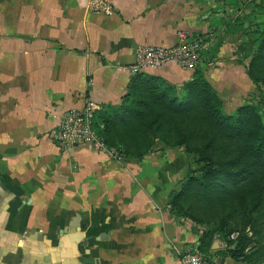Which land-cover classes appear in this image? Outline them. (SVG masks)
Returning a JSON list of instances; mask_svg holds the SVG:
<instances>
[{"label": "crops", "instance_id": "obj_1", "mask_svg": "<svg viewBox=\"0 0 264 264\" xmlns=\"http://www.w3.org/2000/svg\"><path fill=\"white\" fill-rule=\"evenodd\" d=\"M107 1L109 14L85 0H0V264H180L178 250L201 241L215 264H243L170 208L187 172L182 148L156 142L117 159L83 142L63 154L54 133L67 107L120 101L138 43L201 37L193 68L141 72L180 91L200 69L226 113L253 101L246 64L264 0Z\"/></svg>", "mask_w": 264, "mask_h": 264}, {"label": "trees", "instance_id": "obj_2", "mask_svg": "<svg viewBox=\"0 0 264 264\" xmlns=\"http://www.w3.org/2000/svg\"><path fill=\"white\" fill-rule=\"evenodd\" d=\"M246 74L264 96V28L250 52ZM92 123L123 159L141 158L156 142L192 154L197 168L188 163L169 194L170 208L202 225L208 239L218 234L225 242L223 254L243 264H264L255 250L264 245V124L257 103L243 102L223 112L216 89L200 69H194L180 91L159 75L139 71L117 104L94 110ZM237 179L238 187L231 183ZM223 194L236 197L243 207L237 223L222 216L210 222L191 205V197L211 204ZM207 244L201 241L197 247L204 253Z\"/></svg>", "mask_w": 264, "mask_h": 264}, {"label": "built area", "instance_id": "obj_3", "mask_svg": "<svg viewBox=\"0 0 264 264\" xmlns=\"http://www.w3.org/2000/svg\"><path fill=\"white\" fill-rule=\"evenodd\" d=\"M88 10L109 14L113 11L107 0H85ZM203 48L201 37L180 39L172 45L153 43H138L134 46V57L126 66L130 74H134L148 67H157L165 63L193 68ZM96 105L87 100L80 107H67L59 113L54 133V141L63 154H67L78 143H90L96 150L111 157L120 159V153L108 146L93 127L92 118ZM102 124L99 123L100 127ZM180 264H215L202 253L196 244H187L178 250Z\"/></svg>", "mask_w": 264, "mask_h": 264}, {"label": "rangeland", "instance_id": "obj_4", "mask_svg": "<svg viewBox=\"0 0 264 264\" xmlns=\"http://www.w3.org/2000/svg\"><path fill=\"white\" fill-rule=\"evenodd\" d=\"M252 103H257L259 113L261 115L262 123L264 124V96L256 95L253 101H250ZM185 157L188 160V163L190 164V167L193 169L197 168L196 163L193 161L192 154L185 153ZM243 182V181H242ZM232 185H237V187L241 183V179H237L231 182ZM191 205L196 209L198 208V212L202 215L205 213V217L208 218L210 222L213 221V219L222 216L229 218V222L231 224L237 223V220L241 218L242 209L243 207L239 204L236 197H231L230 199L227 198L226 194H223L222 199L220 201H214L211 204H207L202 199L199 201L194 200V198L191 197L190 199ZM246 209V208H244ZM245 212V211H243ZM255 211H252L254 213ZM243 220V219H241ZM240 220V221H241ZM239 223V222H238ZM248 229V227H246ZM248 233L250 234V230L248 229ZM264 234V231L262 233V236ZM232 236L235 235V232L231 234ZM261 242L264 243V236L261 239ZM256 255L257 257H264V245H258L256 248Z\"/></svg>", "mask_w": 264, "mask_h": 264}, {"label": "water", "instance_id": "obj_5", "mask_svg": "<svg viewBox=\"0 0 264 264\" xmlns=\"http://www.w3.org/2000/svg\"><path fill=\"white\" fill-rule=\"evenodd\" d=\"M212 247H218L217 240H213Z\"/></svg>", "mask_w": 264, "mask_h": 264}]
</instances>
